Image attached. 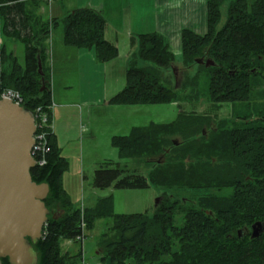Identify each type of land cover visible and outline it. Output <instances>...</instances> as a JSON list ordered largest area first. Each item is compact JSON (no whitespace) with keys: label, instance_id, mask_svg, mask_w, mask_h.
<instances>
[{"label":"trees","instance_id":"1","mask_svg":"<svg viewBox=\"0 0 264 264\" xmlns=\"http://www.w3.org/2000/svg\"><path fill=\"white\" fill-rule=\"evenodd\" d=\"M225 1H206L204 35L181 30V72L177 78L167 40L154 31L137 35L136 48L125 71V85L108 103L177 102L179 92L186 93L188 89L189 102L201 92L215 107L247 101L253 84L264 81V0H229L226 20L217 28ZM37 5V0H0L3 32L24 46L23 67L0 47V91L18 90L23 106L31 111L37 106L47 108L52 102L46 39L50 28L57 25L56 20L44 21L35 15L33 9ZM61 23L65 46L92 49L95 58L102 62L116 56V47L104 38L105 19L99 11L77 8L65 15ZM197 58H210L215 65L198 64ZM38 59L45 82L43 91ZM191 65L198 67L192 76L187 74ZM199 73H203V79ZM215 116V112L209 115L179 111L172 123L133 127L127 135L112 136L111 143L121 158L147 161L148 175L101 166L94 170L92 185L161 188L163 194L150 215L113 214L110 196L100 198L90 208L74 207L62 186L68 163L51 135L47 164L30 169L33 181L49 186L44 203L50 214L42 237L34 246L37 264H81L82 251L72 256L62 250L60 243L82 240L84 231L102 217H110L112 225L111 236L104 233L99 243L101 262L264 264V230L254 239L237 236V230H247L255 221L264 223V125L246 122L241 127L227 128L228 120L215 121ZM174 140L179 143L174 145ZM224 187L232 189L229 196H200L195 208L181 210V199H172L178 190L204 193ZM207 210L212 214L205 213ZM175 211L182 213L180 225L174 222ZM1 263L9 264L6 258Z\"/></svg>","mask_w":264,"mask_h":264},{"label":"rangeland","instance_id":"2","mask_svg":"<svg viewBox=\"0 0 264 264\" xmlns=\"http://www.w3.org/2000/svg\"><path fill=\"white\" fill-rule=\"evenodd\" d=\"M149 1L143 0L145 5ZM252 1L248 0L249 3ZM56 2L59 4L58 0ZM61 3H66V0H61ZM228 3L229 0L221 5V17L217 28L221 27L226 20ZM104 17L106 20L104 38L116 47V56L107 61L102 62L97 60L94 57L92 49L65 46L62 42L63 32L60 20L56 26L51 27L53 29V58L50 37L47 36L48 40L46 45L48 48L47 61L49 78L51 79L50 69L51 65H53L55 69L54 79L58 78L60 94L68 91L67 94H69L72 100L71 102L74 105L75 112L77 115L81 114L82 122V125L78 128V140L73 145V149H78V145L81 146V154H83L81 155V167L78 164H76L75 168L71 166L67 167L63 172L64 180H62V186L70 197L72 205L81 210L84 209L83 207H92L100 198L110 196L112 199L113 214L129 215L144 213L150 215L153 211L155 200L163 194L161 188L152 185L146 188H115L113 185L105 188L93 187L94 170L101 166H109L113 169L120 168L128 172L139 173L146 177L150 169L145 159L121 158L117 148L111 143L112 137L109 140L101 132L105 128H109V132L113 136H120L127 135L133 127L144 128L150 124L172 123L176 120L179 111L196 114L208 113L209 115L215 112V121L220 119L228 120L227 128L241 127L246 122L264 125V81H256L253 84L254 88L247 101L222 103L217 107L210 106L211 104L208 102L207 95L202 92L196 99L189 102L187 99L191 93L189 89L187 92L185 91L186 93L179 92L177 102L105 105V100L101 97L102 93L113 96L124 87L125 71L131 59V54L136 48L137 41L134 34H132L133 36L129 35L130 31L135 28L133 24H119L115 22L119 21L115 17H111L109 20L106 16ZM145 20L147 23L150 22L146 12ZM143 27L148 31L152 29V25L150 24ZM18 46L19 52H17V56L19 57V61L23 63V58H20V54H23L21 52L23 44L18 42ZM63 48L72 51H70L71 53L63 51ZM75 50H78V54ZM172 51L174 57L173 62L176 63L175 76L177 78L181 72V48L174 47ZM139 64L143 63L139 62ZM197 68L191 65L189 70H187V74L192 76ZM199 76L203 79V73H199ZM203 82L199 83V88L204 86ZM54 107L55 104L52 101V108L54 109ZM70 109H63L62 113L65 117L68 116V120L72 122L74 113H72L73 108ZM107 110L109 111L106 112ZM96 117H101L102 119H95ZM103 119L105 122L102 121ZM85 121L88 124L84 123ZM88 130L90 132L87 133ZM89 135L93 136L92 142L90 143H88L87 139L85 140ZM87 144L88 149H86ZM231 191L232 189L227 187L211 189V191L204 193L178 190L176 196L172 197V199H181V202H179L180 209L182 207L195 208L197 206V199L200 196L214 195L226 198L231 194ZM181 218L182 213L175 211L173 215L175 224L180 225ZM111 225L112 220L110 217L97 218L92 228L84 231L82 240H62L60 243L61 248L72 256H76L79 250H81L83 260L87 264H110L108 259L102 262L100 261L98 250L102 235L105 233L107 236H111ZM174 244V248H176V240Z\"/></svg>","mask_w":264,"mask_h":264},{"label":"water","instance_id":"3","mask_svg":"<svg viewBox=\"0 0 264 264\" xmlns=\"http://www.w3.org/2000/svg\"><path fill=\"white\" fill-rule=\"evenodd\" d=\"M195 62L206 67L215 65L210 58H197ZM37 66L43 91L45 82L39 59ZM34 131L33 112L0 97V264L2 258L9 264H37L34 246L50 214L44 203L49 186L33 181L30 174L35 165L30 153ZM178 143L173 141L174 145ZM158 202L159 198L155 205ZM263 230L264 223L255 221L250 227V238L259 237ZM243 235L244 230H237L239 238Z\"/></svg>","mask_w":264,"mask_h":264},{"label":"crops","instance_id":"4","mask_svg":"<svg viewBox=\"0 0 264 264\" xmlns=\"http://www.w3.org/2000/svg\"><path fill=\"white\" fill-rule=\"evenodd\" d=\"M37 1L38 5L33 9L34 14L39 15L44 21L56 20L57 23L74 9L91 8L99 11V13L103 17L106 16L108 20L111 17H115L119 20L115 22L119 24H133L135 28L130 31L129 35L131 36H133L132 34L137 36L153 31L162 35L167 40L168 47L172 54V48H174V46L172 45L169 34H171L177 26H181L179 28V48H181L180 33L182 29H190L194 33L199 35H204L207 31V0H150L147 5L144 4L143 0H66V3H61V0H58L59 4L58 2H56L57 0ZM145 12L148 16V19H150L149 23H147L145 20ZM3 23V20L0 19V47H3L5 49L6 54H10L11 56L15 57L18 64L23 67L24 46L21 51L23 52V54H20V58H23V63H21L19 61V57L17 56V52H19L18 42H22L14 36L5 34L2 30ZM30 23L32 24V22ZM149 24L152 25V29L150 31L143 27ZM159 25H161L160 29ZM48 36L50 37L51 52L53 58V29L50 28ZM47 40L48 38L46 39V43ZM66 48H63V51H72L66 50ZM75 52L78 54V50H75ZM50 73L51 79L49 80L51 99L55 104L54 109H52L51 111L53 122V137L60 151V154L67 161L68 167L71 166L75 168L76 164L81 167V155H83L81 154V146L78 145V149H73V145L76 143V140H78L79 137V135H77L78 128H80V126L82 125L81 114L77 115V113L75 112L74 105L71 102L72 100L70 99L69 94H67L68 91L63 94L61 93L62 95L60 94L58 78L54 79L55 69L53 68V65H51ZM111 96L102 93L101 97L104 98L106 103L105 105H111L108 103V100ZM70 108H73L72 113H74L72 116V122L68 120V116L65 117L62 113L63 109L71 110ZM108 111L109 110H107L106 112ZM95 119L101 120L102 118L96 117ZM88 121L90 122V120ZM102 121L105 122L104 119ZM84 123L88 124L87 121H85ZM88 132H90V130H88L87 133ZM101 133L104 134L109 140L113 136V134L109 132V128H105ZM88 137L85 138V140L87 139L88 143L92 142L91 140L93 139V136L89 135ZM86 146V149H88V144ZM77 172L79 171L77 170ZM62 180H64V174L62 176ZM94 205L95 204H93V206Z\"/></svg>","mask_w":264,"mask_h":264},{"label":"built area","instance_id":"5","mask_svg":"<svg viewBox=\"0 0 264 264\" xmlns=\"http://www.w3.org/2000/svg\"><path fill=\"white\" fill-rule=\"evenodd\" d=\"M0 97L10 99L19 105H23L24 102L19 91L13 88H2ZM52 109L51 102L47 108L37 106L34 111H32L34 115L35 131L33 133V144L30 153L35 162L34 166L42 167L47 164V156L51 151L49 137L53 135ZM81 226H83V224H81ZM81 264L86 263L82 260Z\"/></svg>","mask_w":264,"mask_h":264},{"label":"bare ground","instance_id":"6","mask_svg":"<svg viewBox=\"0 0 264 264\" xmlns=\"http://www.w3.org/2000/svg\"><path fill=\"white\" fill-rule=\"evenodd\" d=\"M160 27H161V25H159V29H160ZM180 27L181 26H177L176 29H174V31L171 34H169L172 45L176 48L180 47V42H179V28Z\"/></svg>","mask_w":264,"mask_h":264},{"label":"flooded vegetation","instance_id":"7","mask_svg":"<svg viewBox=\"0 0 264 264\" xmlns=\"http://www.w3.org/2000/svg\"><path fill=\"white\" fill-rule=\"evenodd\" d=\"M203 134H205V130L202 131ZM207 212V214H212V211H205V213ZM251 227V226H250ZM249 227V228H250ZM244 235H248V237L250 238V229L244 230ZM243 235V236H244Z\"/></svg>","mask_w":264,"mask_h":264}]
</instances>
